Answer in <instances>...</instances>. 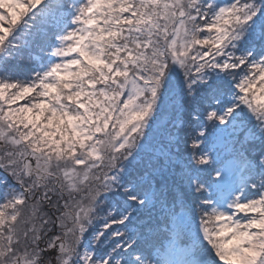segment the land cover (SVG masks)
Segmentation results:
<instances>
[{"label": "snow or ice", "instance_id": "obj_1", "mask_svg": "<svg viewBox=\"0 0 264 264\" xmlns=\"http://www.w3.org/2000/svg\"><path fill=\"white\" fill-rule=\"evenodd\" d=\"M0 264H264V0H0Z\"/></svg>", "mask_w": 264, "mask_h": 264}]
</instances>
